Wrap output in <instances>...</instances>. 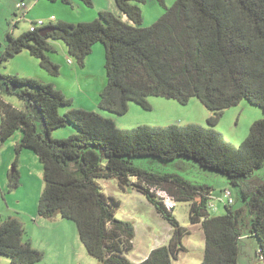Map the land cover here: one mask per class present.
<instances>
[{"label":"trees","instance_id":"trees-1","mask_svg":"<svg viewBox=\"0 0 264 264\" xmlns=\"http://www.w3.org/2000/svg\"><path fill=\"white\" fill-rule=\"evenodd\" d=\"M71 4L73 0H50ZM92 5L93 0H81ZM151 25L143 26L139 6L146 0H115L121 13L101 10L87 22L56 21L30 28L19 35L9 32L0 52V65L29 50L51 76L60 66L47 52H55L51 40L67 45L69 65L81 68L93 46L105 48L106 83L100 92L101 110L124 115L130 102L151 109L149 97H164L187 104L197 98L210 111L207 124H141L119 126L115 119L95 110L74 106L51 82L34 77L0 73L7 92L16 94L24 108L6 102L0 90V137L4 141L21 129L17 153L31 148L43 163L44 188L38 205L43 218L72 220L89 255L102 264H174L186 251L189 229L181 225L174 209L189 202V220L201 224L204 257L199 264H240L242 224L249 219L250 235L259 241L257 254L264 264V180L253 178L264 166V0H176ZM35 26L32 30L31 27ZM51 27L43 34L40 30ZM260 107L263 117L253 122L240 143L216 128L224 110L242 101ZM67 106L63 112L61 107ZM43 123V130L39 129ZM73 125L67 137L54 130ZM135 157H155L164 162L195 166L226 175L238 189L236 203L229 191L225 213L212 215V187L191 182L174 172H158L137 166ZM18 171L9 173V185H19ZM116 179L124 190L140 192L172 227L166 245L153 248L140 262L129 258L134 249L135 227L116 217L120 201L106 194L100 179ZM166 198L175 202L169 207ZM24 224L0 215V256L13 264H35L44 252L24 241Z\"/></svg>","mask_w":264,"mask_h":264},{"label":"rangeland","instance_id":"rangeland-1","mask_svg":"<svg viewBox=\"0 0 264 264\" xmlns=\"http://www.w3.org/2000/svg\"><path fill=\"white\" fill-rule=\"evenodd\" d=\"M71 4L62 2H51L50 0H0V52L8 43L7 34L9 32L19 35L28 30L29 24L19 17L29 9L31 16L49 22L52 14L66 20L74 22H87L94 20L98 16V9L101 7L116 8L122 14L123 19L131 23L127 16L121 12L115 0H93L92 5H87L81 0H73ZM176 0H165L170 7ZM24 3L23 9H18L17 4ZM111 4V5H110ZM32 6V7H31ZM143 14V26L154 23L164 12L157 0H146L139 4ZM111 11V10H110ZM113 12V11H112ZM132 24V23H131ZM55 52H47L52 61L59 64L60 75L51 76L40 65L39 58L32 56L29 50L10 57L0 65V73L13 74L19 76L34 77L41 82L54 81L65 86L66 94L75 99V106L84 105L90 108L92 104L99 103V88L103 82L106 83L105 48L100 42L93 46V50L88 55L86 67L81 68L74 61L69 65L67 59L74 60L68 53L67 45L63 40H51ZM82 71L92 79L91 87H85L82 79L76 76V72ZM66 83L65 85L63 83ZM96 88L97 84L100 83ZM95 83V84H94ZM94 85V88H93ZM0 90L3 99L13 104L15 107L24 108L25 103L16 94L3 89L0 79ZM152 104L151 109H144L135 102H130L129 110L124 115H117L112 112L101 110L95 105V111L110 116L115 122L124 128H131L141 124L166 125L170 123H200L207 124L210 111L198 100L191 98L187 104H181L177 100L164 97H149ZM69 108L61 107V111ZM263 117L260 107L252 105L247 101H242L236 106L224 110L216 128L234 142L240 144L249 134L250 127L256 120ZM39 129L43 130L41 119ZM2 115L0 113V124ZM77 132L76 128L68 124L54 130L56 136L67 137ZM23 132L21 129L6 140L0 137V215L2 218L15 217L19 219L25 227L24 241L31 240L32 246L44 252V257L35 264H102L101 261L87 252L84 247L76 226L72 220L43 218L38 215V205L41 193L44 188L43 163L38 154L31 148H23L17 153L16 145L20 142ZM179 159L164 162L155 157H135L132 161L135 165L152 169L158 172H174L183 178L198 183H206L212 189L211 201L213 203L210 213L220 215L225 213V203L229 200L227 191L231 192L236 203L238 200V189L229 178L217 171L200 166L194 160H189L195 166H181ZM15 168L18 171L19 185L11 188L9 185V173ZM254 179L264 180V166L257 169L253 175ZM116 180L100 179L102 187H107L108 192H113L116 199L120 201V207L116 212V217L121 220L131 221L137 228L134 238V249L128 253L131 259H141L148 252L149 246L157 241L156 234L148 237L145 225L161 226L169 225L162 218L154 219L156 211L148 204L147 199L137 191L127 188L126 191L120 189ZM106 182V183H105ZM189 202H177L174 209L177 219L181 225L191 226L189 220ZM243 237L241 238L240 264H263L258 257L257 250L259 241L250 235V223L247 218L242 224ZM148 237V238H147ZM154 238V239H153ZM151 241V242H150ZM184 244L186 251L181 252L180 258L174 264H199L204 257L205 243L200 240L198 230L190 229V234L185 236ZM81 250V251H80ZM0 264H13L9 257L0 256Z\"/></svg>","mask_w":264,"mask_h":264},{"label":"crops","instance_id":"crops-1","mask_svg":"<svg viewBox=\"0 0 264 264\" xmlns=\"http://www.w3.org/2000/svg\"><path fill=\"white\" fill-rule=\"evenodd\" d=\"M111 5V4H110ZM37 6V3L36 4H34V7H32V8H30L29 10L30 11H25L19 18L20 19H24L26 22H28V24H29V28H30V23H31V21H35L36 19L35 18H33V16H31V12H32V10L35 8ZM23 9V8H22ZM101 10H111V11H113V12H115V13H117V14H119V12L116 10V8H113V6H111L110 8H106V7H101V8H99L98 9V12L99 11H101ZM53 15V14H52ZM50 17V16H49ZM59 20H65V21H68V22H74L73 20H66V18H59L58 16H56V21H54V23L55 22H57V21H59ZM74 23H77V22H74ZM28 28V29H29ZM76 74V76L78 77V78H80V79H82V82H83V84L85 85V87H91V85H92V79L91 78H89L86 74H84V73H82V71H79V72H76L75 73ZM48 82H51V83H53L58 89H60L62 92H64L65 94L67 93L66 92V90H65V86H63V85H59V84H57V82H55V80L54 81H48ZM64 85L66 84L65 82L63 83ZM95 84V83H94ZM101 84V82L100 83H98L97 84V86H96V88L97 87H99V85ZM104 85H105V82H103V84H102V86L99 88V94H100V92L102 91V89H103V87H104ZM93 88H94V85H93ZM76 99V98H75ZM75 99H74V102H75ZM95 105H97L98 106V104H97V102L96 103H94V104H92V106L90 107V108H87V106H84V105H79V106H77V107H82V108H85V109H89V110H95L96 109V107H95ZM74 106H75V103H74ZM106 180V182L108 183V180H111V179H105ZM112 180H116V179H112ZM105 182V183H106ZM117 184H118V182H117V180L115 181ZM118 187L120 188V189H122L120 186H119V184H118ZM103 189H104V191L106 192V194H108V195H112V196H114L115 197V195L113 194V192H108V188L105 186V187H103ZM123 190V189H122ZM127 190V188H125L124 189V191H126ZM133 190V189H132ZM134 191H136V190H134ZM138 192V191H137ZM139 194H141L140 192H138ZM116 198V197H115ZM148 201V200H147ZM148 204H150V205H152L149 201H148ZM153 206V205H152ZM154 208V207H153ZM155 210V209H154ZM156 211V210H155ZM159 218H162V216L159 214V213H157V211H156V215H154V219H159ZM163 219V218H162ZM164 220V219H163ZM167 222V221H166ZM169 224V223H168ZM162 227H163V230L164 231H161L158 227H157V225H153L152 223H150V225H145V231H147V236L148 237H151L154 233L156 234V236H154L155 238H157V241L156 242H154L153 244H152V246H149V248H148V252H147V254L144 256V258H141V259H132L133 261H135V262H140V261H142V260H144L148 255H149V253H150V251L153 249V248H155V247H158V246H162V245H166L168 242H169V240H170V238H171V235H172V227H171V225L169 224V225H164V223H162V225H161ZM134 227H135V236H136V234H137V228H136V226L134 225ZM188 228V227H187ZM189 234H190V229H195V230H198V234H199V237H200V240L202 241V242H204L205 243V237H204V232H203V230H202V228H201V224H191V226H189ZM147 237V238H148ZM154 239V238H153ZM151 242V241H150ZM81 251V250H80ZM131 259V258H130Z\"/></svg>","mask_w":264,"mask_h":264},{"label":"built area","instance_id":"built-area-1","mask_svg":"<svg viewBox=\"0 0 264 264\" xmlns=\"http://www.w3.org/2000/svg\"><path fill=\"white\" fill-rule=\"evenodd\" d=\"M25 6L24 3H18L17 4V8L18 9H22L23 7ZM37 26L39 25H43L44 24V21L42 19L38 20L37 22ZM35 28V26H32L31 29L33 30ZM227 194H229V191H227ZM166 203L169 207H173L175 205V202L172 201V199L170 198H166Z\"/></svg>","mask_w":264,"mask_h":264},{"label":"water","instance_id":"water-1","mask_svg":"<svg viewBox=\"0 0 264 264\" xmlns=\"http://www.w3.org/2000/svg\"><path fill=\"white\" fill-rule=\"evenodd\" d=\"M51 27H44L40 30V32H42L43 34H45L46 32L50 31Z\"/></svg>","mask_w":264,"mask_h":264}]
</instances>
